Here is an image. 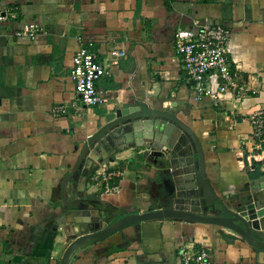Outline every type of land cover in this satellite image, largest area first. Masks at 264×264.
<instances>
[{"label":"crops","instance_id":"obj_1","mask_svg":"<svg viewBox=\"0 0 264 264\" xmlns=\"http://www.w3.org/2000/svg\"><path fill=\"white\" fill-rule=\"evenodd\" d=\"M1 14L8 21L0 22V264H60L74 223L83 232L85 223L110 224L197 197L185 190L197 170L187 137L174 142L180 133L173 128L156 139L158 125L144 117L101 137L68 179L67 198L80 200L77 208L63 202L62 182L83 146L117 111L151 108L187 125L211 188L230 210L263 192L264 142L253 136L250 117L264 109V0H0ZM29 24L38 28L35 40L15 36ZM215 24L230 32V69L248 89L243 97L196 99L175 53L177 30ZM85 43L106 70L97 83L99 107L82 105L71 79ZM120 49L125 57L113 55ZM207 80L214 90L222 83L212 73ZM57 105L65 114L52 113ZM178 147L182 153L172 154ZM101 170L115 172L114 191L93 181ZM219 212L215 205L205 214ZM185 247L207 251L206 264H264V251L230 230L177 219L81 245L69 264H179Z\"/></svg>","mask_w":264,"mask_h":264},{"label":"water","instance_id":"obj_2","mask_svg":"<svg viewBox=\"0 0 264 264\" xmlns=\"http://www.w3.org/2000/svg\"><path fill=\"white\" fill-rule=\"evenodd\" d=\"M144 117H150L154 119L155 124L158 125L159 128L155 131L154 136L156 139H158L161 135L168 137L170 132H173V128L176 130V132L178 131V133H180V136L176 137L177 139H173L174 142L182 140L183 135L187 137L186 141L188 145L192 147L193 157L197 161V170L193 171V176L189 181L188 179H185V190H196L198 193L197 197L195 198L194 196L188 194L185 199L186 202L184 203H180L179 201L175 200L172 206L169 208L152 210L142 214L125 215L110 224H106L103 221H98L92 223L91 226V223H85L86 228L83 229V232H81L80 228L78 227L79 224L74 223L72 226V232L74 233L72 236L73 240L65 248L60 264H69L71 253L81 245L104 239L131 225H137L150 221H163L167 219H177L192 223L225 228L233 232L239 239L247 242L255 249L264 251V239L257 238L253 234V231H256L264 235V189L263 192H259V194L254 198L248 200L246 204L240 206L241 208L239 210L233 211L227 208L222 200L215 194L205 176L203 152L200 142L195 134L187 127V125H185L173 114L152 110L151 108H147L146 110L134 109L131 111L124 110L123 112L117 111L115 113V118L112 121L102 126L93 136L88 139L86 144L83 146L74 167L62 182L61 191L63 202H65L71 208H77V205L79 204L78 202L80 200L75 199L71 202L67 198L66 186L68 184V179H70L76 170H78L86 158L89 150H91L96 145L101 137L108 132L113 131L116 127L121 126L125 122L142 119ZM149 139L152 138L149 136ZM146 141L149 143V140ZM101 143L103 146H106L105 150H107V144L104 142ZM152 143L149 144H152L157 149L162 148V144H155L154 142ZM180 149L182 148L178 147L177 151L172 150L171 153H182L179 151ZM72 189L70 188V190ZM178 190L181 191L183 188L179 187ZM75 195H77V193L71 191V196L73 197ZM198 197L202 203L195 200ZM215 205L218 206L220 212L215 215H206V208H214ZM101 224L103 226H101Z\"/></svg>","mask_w":264,"mask_h":264},{"label":"built area","instance_id":"obj_3","mask_svg":"<svg viewBox=\"0 0 264 264\" xmlns=\"http://www.w3.org/2000/svg\"><path fill=\"white\" fill-rule=\"evenodd\" d=\"M204 1V0H197ZM8 21L4 14L0 15V22ZM15 36L35 40L38 28L33 25H24L15 31ZM228 29L221 25H210L198 30H177L173 37L174 50L179 57L182 67L193 83L196 99L210 97L219 100L225 93H230L233 98L243 97L248 89L238 85L236 74L230 69L228 58L229 51ZM91 43H85L73 57L71 79L74 92L85 107H99L104 104L97 83L105 75V67L99 62ZM114 56L125 57L123 50L113 52ZM216 74L221 80L217 89L208 86L209 74ZM52 113L56 116L65 114V106L57 105ZM253 136L264 142V109L254 112L250 117ZM116 176L115 172L101 170L93 177L96 185H103L106 192L114 191L110 188L109 181ZM101 226H103L101 224ZM179 264H206L209 253L205 250L195 251L190 247L180 249Z\"/></svg>","mask_w":264,"mask_h":264},{"label":"rangeland","instance_id":"obj_4","mask_svg":"<svg viewBox=\"0 0 264 264\" xmlns=\"http://www.w3.org/2000/svg\"><path fill=\"white\" fill-rule=\"evenodd\" d=\"M148 144V143H147Z\"/></svg>","mask_w":264,"mask_h":264},{"label":"trees","instance_id":"obj_5","mask_svg":"<svg viewBox=\"0 0 264 264\" xmlns=\"http://www.w3.org/2000/svg\"><path fill=\"white\" fill-rule=\"evenodd\" d=\"M115 221V220H114Z\"/></svg>","mask_w":264,"mask_h":264}]
</instances>
